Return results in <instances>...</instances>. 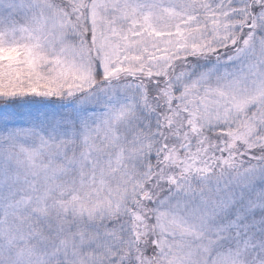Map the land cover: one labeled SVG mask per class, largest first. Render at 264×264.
<instances>
[{
    "label": "snow or ice",
    "instance_id": "snow-or-ice-1",
    "mask_svg": "<svg viewBox=\"0 0 264 264\" xmlns=\"http://www.w3.org/2000/svg\"><path fill=\"white\" fill-rule=\"evenodd\" d=\"M0 264H264V0H0Z\"/></svg>",
    "mask_w": 264,
    "mask_h": 264
}]
</instances>
